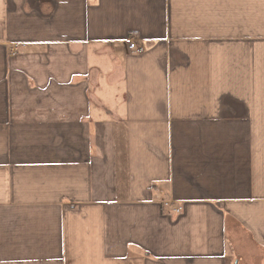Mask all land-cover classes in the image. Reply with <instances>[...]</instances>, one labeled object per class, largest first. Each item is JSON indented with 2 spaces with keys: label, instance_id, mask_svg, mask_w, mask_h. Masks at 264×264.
I'll return each instance as SVG.
<instances>
[{
  "label": "crops",
  "instance_id": "1",
  "mask_svg": "<svg viewBox=\"0 0 264 264\" xmlns=\"http://www.w3.org/2000/svg\"><path fill=\"white\" fill-rule=\"evenodd\" d=\"M0 264H264V0H0Z\"/></svg>",
  "mask_w": 264,
  "mask_h": 264
},
{
  "label": "built area",
  "instance_id": "2",
  "mask_svg": "<svg viewBox=\"0 0 264 264\" xmlns=\"http://www.w3.org/2000/svg\"><path fill=\"white\" fill-rule=\"evenodd\" d=\"M127 41H128V49L130 51L137 52V53H141L143 51L141 47L136 46L135 40L133 38H129ZM181 209H182L181 206L174 205L172 207V211L175 213H180Z\"/></svg>",
  "mask_w": 264,
  "mask_h": 264
}]
</instances>
